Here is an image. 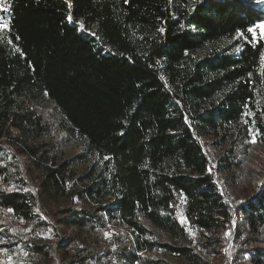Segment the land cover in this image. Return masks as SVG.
<instances>
[{
    "label": "trees",
    "instance_id": "obj_1",
    "mask_svg": "<svg viewBox=\"0 0 264 264\" xmlns=\"http://www.w3.org/2000/svg\"><path fill=\"white\" fill-rule=\"evenodd\" d=\"M3 2L13 48L0 41V143L29 158L51 223L35 217L36 197L22 186L1 192L0 205L23 227L56 235L45 244L16 241L39 264H166L142 252L213 264L203 254L220 258L230 232L238 245L232 264H264V195L233 212L202 140L223 138L254 106L264 84V34L246 29L264 21V7L253 0ZM35 101L52 109H36ZM74 139L81 150L68 155L61 141ZM6 174L0 169L2 180ZM8 231L0 225L1 239Z\"/></svg>",
    "mask_w": 264,
    "mask_h": 264
},
{
    "label": "rangeland",
    "instance_id": "obj_2",
    "mask_svg": "<svg viewBox=\"0 0 264 264\" xmlns=\"http://www.w3.org/2000/svg\"><path fill=\"white\" fill-rule=\"evenodd\" d=\"M0 3L3 4V7L0 8V19L7 26L6 28H0V41L13 48L8 36L9 16L3 0H0ZM254 4L264 7V3ZM176 20H179V16L176 17ZM256 32L264 34V28H258ZM233 43V41L224 42L227 47L233 45ZM237 49H239V45L234 46L233 51H238ZM32 104L36 109H52V106L47 101H35ZM253 139H255V143L251 142ZM202 140L211 163V173L225 201L233 212L238 209L241 203L254 200L261 193V189L264 188V84L257 90L254 106L246 111L245 116L237 126L232 127L224 134L223 138L217 135L214 138H203ZM61 146L68 155L76 154L81 150V145L75 139L73 142L62 140ZM29 162L27 156L19 155L9 144L0 143V169L7 173L6 180H2L3 176L0 177V194L1 192L9 191V189L12 190L22 186L23 189H27L36 197V203L33 207L35 217L39 221L51 223L40 208L37 181L33 180L27 171ZM16 167L19 168L22 179L19 183L17 176H15ZM183 219L185 218L183 217ZM0 225H3L4 229H9L7 235L1 239V242L6 247L1 246L4 254L0 264H39V258L30 246L18 243L16 240L30 238L33 242L45 244L51 243L56 239V235L52 231L38 232V230L36 231L31 227L28 229L23 227L20 221L13 217L11 211L2 207H0ZM54 226L57 227L56 224ZM122 231L126 232L124 229ZM57 235L61 237V240L66 238L63 230L59 227H57ZM156 238H160V236L158 235ZM163 240L171 242L168 239ZM226 241V246L221 249V257L218 259H212L211 254H203L201 252L205 256L206 262L232 264L230 256L232 249L238 246L237 240L230 233V235H227ZM185 244L195 251H200L196 244L194 246V243L190 241L185 242ZM142 255L148 258L161 259L166 264L178 263L175 259L162 252L159 254L142 252ZM56 260L57 264H60L61 261L59 259Z\"/></svg>",
    "mask_w": 264,
    "mask_h": 264
},
{
    "label": "snow or ice",
    "instance_id": "obj_3",
    "mask_svg": "<svg viewBox=\"0 0 264 264\" xmlns=\"http://www.w3.org/2000/svg\"><path fill=\"white\" fill-rule=\"evenodd\" d=\"M125 2H127V0H125ZM253 2H254V3H257V4H262V3H264V0H253ZM2 7H3V4L0 3V8H2ZM69 7H71V5H69ZM67 19H68V21H69L70 23L73 22V17H72V15H71V13H69ZM6 27H7V26L4 24L3 20L0 19V28H6ZM79 27H80L81 30L84 29V25H83V24H79ZM183 27H184V26L181 25V28H183ZM258 28H264V21H262L261 23H257V24H255V25L252 26V27H248V28L246 29V31L249 32V33H252V35L255 36V35H256V29H258ZM159 31L163 32L164 29L161 28V29H159ZM93 35H94V34H93ZM237 37H238V38H243V39H245V40L248 39L247 36H245L243 32H238ZM248 42H249V43H252V41H248ZM237 50H239V49H237ZM261 64L264 65V53L261 54ZM262 74H264V70H262ZM251 142H252V143H255L256 141H255V139H253ZM105 159H107V157H106ZM209 171H211V169H209ZM9 191H11V189H9ZM25 191H28V190L25 189ZM261 194L264 195V188L261 189ZM9 211H12V210L9 209ZM181 223H186V220L182 218V219H181ZM227 235H230V233H227Z\"/></svg>",
    "mask_w": 264,
    "mask_h": 264
},
{
    "label": "built area",
    "instance_id": "obj_4",
    "mask_svg": "<svg viewBox=\"0 0 264 264\" xmlns=\"http://www.w3.org/2000/svg\"><path fill=\"white\" fill-rule=\"evenodd\" d=\"M0 207H1V205H0ZM1 236H0V262L2 261V259H3V254H4V250L2 249V247H1Z\"/></svg>",
    "mask_w": 264,
    "mask_h": 264
}]
</instances>
